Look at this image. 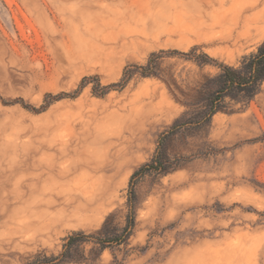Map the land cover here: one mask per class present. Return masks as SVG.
I'll return each instance as SVG.
<instances>
[{"label":"rangeland","instance_id":"374dc122","mask_svg":"<svg viewBox=\"0 0 264 264\" xmlns=\"http://www.w3.org/2000/svg\"><path fill=\"white\" fill-rule=\"evenodd\" d=\"M253 8L264 0H0V264L58 257L77 233L117 237L130 217L126 241L76 243L63 264H264V86L183 126L166 141L176 168L132 187L218 68L172 55L104 96L81 86L160 51L238 67L264 42V20L237 37Z\"/></svg>","mask_w":264,"mask_h":264},{"label":"trees","instance_id":"16d2710c","mask_svg":"<svg viewBox=\"0 0 264 264\" xmlns=\"http://www.w3.org/2000/svg\"><path fill=\"white\" fill-rule=\"evenodd\" d=\"M180 55L190 61L195 62L199 67L214 66L218 68L219 73L214 77H205L198 95L189 104V108H194L187 118L183 121H176L170 128L168 134L163 135L159 139V145L156 155L152 161L143 167L131 177V187L134 179L143 174L144 172L156 171L166 173L171 167L169 159L166 154V141L172 135H175L183 126H194L198 129L209 125L213 117L220 112L228 111L234 112V109L242 110L249 106L255 98L262 92L264 86V42L257 48V51L246 55L242 58L238 67L230 66L220 63L211 58L206 53H197L196 49L191 50L189 53H181L178 51H160L152 53L144 65H130L127 66L123 72V77L119 83L102 86L98 77L84 78L81 86L86 83H94L93 93L97 96H104L113 88L124 89L133 75L138 74L143 78L158 77L160 60L165 56ZM208 85H211L208 88ZM209 91V94L206 91ZM69 96L67 93L52 96L47 98L57 100L62 97ZM203 105L202 109H196L199 105ZM238 107V108H236ZM134 192L131 189V200L134 198ZM135 226V219L128 220L126 227L121 235L117 237H107L99 235H85L77 233L69 237L65 245V252L58 257H42L35 264H63L69 262V253L76 243L93 241L103 248L107 244L115 242L117 245L126 241L131 235V231ZM106 226L103 227V230ZM109 240V241H107Z\"/></svg>","mask_w":264,"mask_h":264},{"label":"bare ground","instance_id":"6f19581e","mask_svg":"<svg viewBox=\"0 0 264 264\" xmlns=\"http://www.w3.org/2000/svg\"><path fill=\"white\" fill-rule=\"evenodd\" d=\"M255 9H250V14L245 16L240 23H237L235 26L240 29L237 33V37H242L243 35L250 34L252 25L259 24L264 20V9L261 11H254ZM226 15V14H225ZM224 15V18L226 17ZM235 15V14H234ZM228 16V15H227ZM235 17V16H234ZM231 33L234 32V29L230 30ZM229 33V32H228ZM218 36V35H217ZM214 38V36H213ZM218 39V38H217ZM220 39V37H219ZM208 40V39H207ZM223 41V40H222ZM234 44V43H233Z\"/></svg>","mask_w":264,"mask_h":264}]
</instances>
